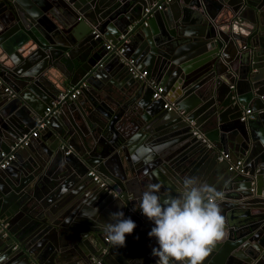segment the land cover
Instances as JSON below:
<instances>
[{
	"label": "water",
	"instance_id": "water-1",
	"mask_svg": "<svg viewBox=\"0 0 264 264\" xmlns=\"http://www.w3.org/2000/svg\"><path fill=\"white\" fill-rule=\"evenodd\" d=\"M47 107L0 168V264H157L142 193L178 196L221 151L242 171L218 161L226 238L204 264H264V0H0V160ZM117 211L124 247L104 240Z\"/></svg>",
	"mask_w": 264,
	"mask_h": 264
},
{
	"label": "clouds",
	"instance_id": "clouds-1",
	"mask_svg": "<svg viewBox=\"0 0 264 264\" xmlns=\"http://www.w3.org/2000/svg\"><path fill=\"white\" fill-rule=\"evenodd\" d=\"M159 185L150 184L142 193L140 212L154 226L148 232L157 247L151 255L157 264H204L218 242L226 238V221L218 201L223 193L196 177H185L178 196L161 200ZM111 222L103 225L106 240L113 247L126 246V234L136 228L122 211L110 214Z\"/></svg>",
	"mask_w": 264,
	"mask_h": 264
},
{
	"label": "built area",
	"instance_id": "built-area-1",
	"mask_svg": "<svg viewBox=\"0 0 264 264\" xmlns=\"http://www.w3.org/2000/svg\"><path fill=\"white\" fill-rule=\"evenodd\" d=\"M166 1H169V0H166ZM156 7L157 8H161L162 4L158 3ZM145 10L147 11L148 7ZM109 48H110V45L107 44L106 45V49H109ZM123 51H124V47L122 45H120L118 47V51H117L118 54H122ZM128 64H129V70L132 73L133 77H136L139 80H145V78L147 77V73H148L147 70H145V69L144 70H138L136 68V66L133 64V60L129 59V58H128ZM148 81H149L150 84L153 85V88H154V92L152 94V98H154V99H158V98H161V97L164 98L163 87L161 85L155 84V81L153 79H148ZM82 86H85V83H82L79 86H77L76 88H74L73 91L68 95V98L69 99H73L76 95H78L81 92V87ZM4 90L8 94L13 95V92H12V90L9 87H5ZM65 95L66 94H60L59 98L61 99V98L65 97ZM55 104H56V102L54 101L53 105H55ZM164 107L168 108V109L171 108L168 101H166V103L164 104ZM51 110H52L51 107H47L46 108V110L44 111L45 119L44 120L38 119L37 123H36V126L33 129H31L28 132L22 133L21 137L18 138L17 143L12 146L10 152H7V153L1 152L0 168H4V167L8 166L9 164H11V162L15 158L14 151H15V148L17 146L26 145V144L29 143V141L32 138L38 137L39 131L41 129H43L47 125V123L49 121L48 118L50 116L49 114H50ZM248 117H252V111L249 108H247L245 111H243L242 115L240 116V120H246ZM68 152H69V150L66 151L65 153H68ZM218 158L220 160H229L230 159V155L227 152H221L220 155L218 156ZM241 165H242V160L241 159H237L235 161V163H233L232 165L229 166V169H236V170L242 171ZM88 175H91L94 180L99 182V179H98L97 175H95L93 172H91V171L88 172ZM104 240L107 241L106 237H104Z\"/></svg>",
	"mask_w": 264,
	"mask_h": 264
},
{
	"label": "crops",
	"instance_id": "crops-1",
	"mask_svg": "<svg viewBox=\"0 0 264 264\" xmlns=\"http://www.w3.org/2000/svg\"><path fill=\"white\" fill-rule=\"evenodd\" d=\"M130 59V58H129ZM119 75V73L117 72V71H111L110 72V77L111 78H113V79H118L117 78V76ZM82 83H85V82H83V81H81V84ZM7 85H6V87H9L11 90H12V86H11V84L10 83H6ZM86 84V83H85ZM13 91V90H12ZM167 101H168V99H166ZM215 146V145H214ZM213 147V146H212ZM221 152H223V151H221ZM220 152V153H221ZM228 153V152H227ZM229 155H230V153H228ZM145 157H146V155H145ZM237 159H241L242 161H243V159L241 158V157H237L236 158V160ZM235 159H234V157H232L231 158V155H230V165H232L233 163H235V161H236ZM207 162L205 163V169H204V171L201 173L202 175H204V176H206L205 177V179L203 180V181H201L202 183H207V184H209V185H211V186H213V184L214 185H216L215 184V182H217V181H215L216 180V176H217V174L215 173L216 172V170L218 169H220L222 166H220V164L218 163V161H220V159L219 158H215V159H212V160H206ZM217 162V163H216ZM229 168V167H228ZM19 170H20V168H19ZM34 170H35V167H34ZM43 172V171H42ZM40 174H41V171L39 172ZM49 178H53V176L51 177H49ZM56 185L57 186H59L60 187V181H59V179H57V183H56ZM219 187L221 186V185H218ZM214 187V186H213ZM216 188V187H215ZM216 190L218 191V189L216 188ZM222 190V189H221ZM221 192V191H220ZM69 199H71V196H69ZM91 207V206H90ZM62 208V207H61ZM62 215V214H61ZM66 215H70V214H66ZM87 218H89V217H87ZM61 236V235H60ZM59 234L57 235V241H59L58 239H59ZM55 237V236H54ZM66 239L65 240H61L63 243L64 242H71V240L70 239H68V237H65ZM64 244H67V243H64ZM70 246V245H69Z\"/></svg>",
	"mask_w": 264,
	"mask_h": 264
}]
</instances>
